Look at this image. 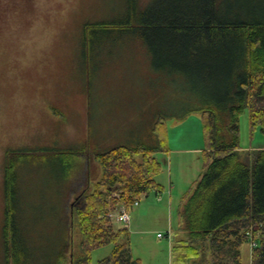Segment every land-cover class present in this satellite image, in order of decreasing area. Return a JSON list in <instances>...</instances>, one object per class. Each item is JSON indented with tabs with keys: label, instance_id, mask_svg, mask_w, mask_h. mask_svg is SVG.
<instances>
[{
	"label": "rangeland",
	"instance_id": "1",
	"mask_svg": "<svg viewBox=\"0 0 264 264\" xmlns=\"http://www.w3.org/2000/svg\"><path fill=\"white\" fill-rule=\"evenodd\" d=\"M153 1L0 0V264H8L2 234L5 172L9 183L19 177L21 224L46 259L55 239L65 236L66 216L60 213L65 192L80 182L83 168L90 180L80 191H91L102 175L97 161H86L96 149L93 139L154 143L148 131L160 115L166 119L170 148L157 154L163 169L156 180L164 190L132 205L128 223L113 220L129 228L133 252L143 264H174L168 234L171 222L178 227L176 194L204 172L201 109L210 104L213 81L179 55L160 58L148 46V29L141 25ZM234 1L222 0L224 13ZM102 21L110 25L93 27ZM229 65L217 64L218 69ZM240 127L244 150L264 147V133L252 129L249 108L240 116ZM183 148L188 152L178 151ZM195 148L200 152H192ZM171 182L177 184L174 202ZM250 248L244 245L246 261ZM113 249L112 244L94 249L92 264Z\"/></svg>",
	"mask_w": 264,
	"mask_h": 264
},
{
	"label": "trees",
	"instance_id": "2",
	"mask_svg": "<svg viewBox=\"0 0 264 264\" xmlns=\"http://www.w3.org/2000/svg\"><path fill=\"white\" fill-rule=\"evenodd\" d=\"M221 5L222 0H155L148 3L141 25L148 29V46L160 52V58L164 53L169 58L179 55L203 79L213 81L210 104L201 109L205 168L184 198L181 228L188 235L175 241L174 264L200 260V264H242L245 243L252 245L251 264H264V147L244 150L240 141V116L246 108L252 129L264 133V3L235 0L228 2L225 13ZM218 58L227 59L229 68L218 69L217 64L226 62ZM152 126L154 143L103 149L93 139L96 149H91L88 159L102 166V175L91 191L83 188L72 202V227L81 238L73 264H92V251L108 244L114 249L98 264H142L132 254L129 229L117 227L109 214L163 190L156 176L163 169L157 154L170 151L165 117L158 116ZM86 173L90 180L89 170ZM16 182L9 183L5 172V260L8 264L70 262L69 227L64 238L52 243L54 251L48 258L35 250L29 228L21 224Z\"/></svg>",
	"mask_w": 264,
	"mask_h": 264
},
{
	"label": "crops",
	"instance_id": "3",
	"mask_svg": "<svg viewBox=\"0 0 264 264\" xmlns=\"http://www.w3.org/2000/svg\"><path fill=\"white\" fill-rule=\"evenodd\" d=\"M100 120H101V123L102 124H104V118H102V117H100ZM153 124H150V127H149V134L150 135H152L153 133H152V128H153V126H152ZM101 128H102V126L100 125L99 126V131L101 132ZM97 139V140H96ZM121 139L122 138H120V140H118V141H115L113 144L111 143V144H109L110 142L109 141H107V140H102L101 138H95V143H96V146L98 147V148H108V147H111V146H114V145H118V144H121V143H128V142H125V141H121ZM138 142H144V141H142V140H138V141H136L135 143H129V144H136V143H138ZM144 143H147L148 144V142H144ZM188 150L189 149H185V148H183V149H179L178 151H183V152H185V151H187L188 152ZM196 150V152H200V148H195V149H193L192 150V152H194ZM203 151H204V149H203ZM87 162H88V164H89V159H87L86 160ZM102 168V167H101ZM86 174V175H85ZM81 175H82V177H80V174H79V177H80V182L79 183H77L74 187H73V189H68V191H66L65 192V194L67 195V199L64 201L63 200V205H61V208H60V213H62V214H64V216H66V221L64 220V226H63V229L64 230H66V227H67V229H68V227H69V229H70V242L72 243V245L70 246V248H69V251H68V258L70 257V262H67V263H65V264H73V254H74V249L75 250H77V249H79V247H78V245H76V240H75V236H74V229H73V227H72V219L70 218V200L71 199H73V196L78 192V191H80V189L82 188L81 186H84L85 185V183H89V180H88V178L86 177L87 176V173H86V169L85 168H83L82 169V171H81ZM4 183H5V178H4ZM95 183V182H94ZM194 183H195V181H193V182H191L190 183V186L188 187V189L186 190L185 189V191L184 192H177L178 194H176V196L178 197V215H177V220H178V227L175 229L174 227H173V224H172V222H171V224H170V228H169V234H168V236H169V240H170V243L172 242L173 243V247H174V244L176 243L175 241L177 240V239H181V238H187V235H188V233H187V231H183L182 230V228L181 227H183V223H182V220H181V218H180V212H181V209H182V207H183V202H184V198L189 194V191H190V189L193 187V185H194ZM5 185V184H4ZM162 185V184H161ZM171 193H170V201L171 202H174V198L176 197L175 196V193H176V190H177V184H173L172 182H171ZM80 188V189H79ZM176 189V190H175ZM164 190V189H163ZM175 190V191H174ZM166 191V190H165ZM3 193H4V186H3ZM147 197H148V195H146ZM175 196V197H174ZM3 197H4V194H3ZM148 202V201H147ZM148 205H144L143 207H142V211L143 210H145L146 211V209L148 208L147 207ZM4 209H5V207H4ZM70 211V212H69ZM117 223H119V224H121L120 222H117ZM117 227H118V225H116ZM119 227H123V226H119ZM128 228V227H127ZM129 229V228H128ZM129 233L131 234V232H130V230H129ZM130 234H129V236H130ZM158 236H160V237H162V233H159L158 234ZM245 244H248V243H245ZM244 244V245H245ZM244 245L242 246V264H251V256H252V247L250 248V251H249V254H248V259H247V261H246V259H245V256H244V253H245V250H244ZM252 246V245H251ZM114 247V246H113ZM132 247V246H131ZM112 253V252H111ZM132 254H133V256L135 257V258H139L140 260H141V262H142V264H143V258L142 257H136V255L134 254V252H133V247H132ZM172 255H173V260L172 261H174V252H172ZM249 255H250V261H249ZM109 256V255H108ZM107 257V256H106ZM200 257V256H199ZM198 257V259L200 260V258ZM104 259V258H103ZM102 260V259H101ZM101 260H99V261H101ZM249 261V262H248ZM206 261H204V264H206L205 263ZM99 263V262H98ZM199 264L200 263H203L201 260L198 262ZM209 264V263H208Z\"/></svg>",
	"mask_w": 264,
	"mask_h": 264
},
{
	"label": "built area",
	"instance_id": "4",
	"mask_svg": "<svg viewBox=\"0 0 264 264\" xmlns=\"http://www.w3.org/2000/svg\"><path fill=\"white\" fill-rule=\"evenodd\" d=\"M133 205H138V201L133 203ZM129 208L130 207L128 205L123 204L118 210L111 212L109 217L111 219L117 220L118 222L128 223L130 221Z\"/></svg>",
	"mask_w": 264,
	"mask_h": 264
}]
</instances>
